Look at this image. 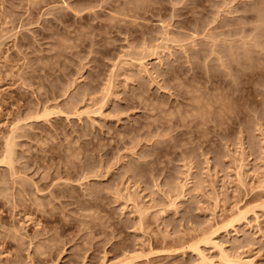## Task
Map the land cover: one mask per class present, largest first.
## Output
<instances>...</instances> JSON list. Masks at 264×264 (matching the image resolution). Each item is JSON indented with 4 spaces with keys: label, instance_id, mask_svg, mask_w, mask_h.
<instances>
[{
    "label": "rangeland",
    "instance_id": "obj_1",
    "mask_svg": "<svg viewBox=\"0 0 264 264\" xmlns=\"http://www.w3.org/2000/svg\"><path fill=\"white\" fill-rule=\"evenodd\" d=\"M0 264H264V0H0Z\"/></svg>",
    "mask_w": 264,
    "mask_h": 264
}]
</instances>
